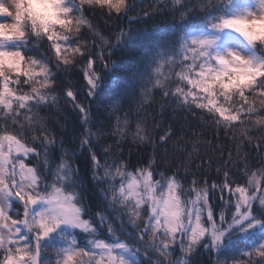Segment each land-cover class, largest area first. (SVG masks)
I'll use <instances>...</instances> for the list:
<instances>
[{
    "label": "snow or ice",
    "instance_id": "obj_1",
    "mask_svg": "<svg viewBox=\"0 0 264 264\" xmlns=\"http://www.w3.org/2000/svg\"><path fill=\"white\" fill-rule=\"evenodd\" d=\"M157 16L167 19L149 23ZM129 45L142 51L98 122L91 104ZM157 94L161 117H198L201 135L164 129L147 112ZM62 104L81 129L71 142L52 119ZM129 137L151 148L135 164L122 151ZM205 254L264 264V0H0V264H202Z\"/></svg>",
    "mask_w": 264,
    "mask_h": 264
},
{
    "label": "trees",
    "instance_id": "obj_2",
    "mask_svg": "<svg viewBox=\"0 0 264 264\" xmlns=\"http://www.w3.org/2000/svg\"><path fill=\"white\" fill-rule=\"evenodd\" d=\"M106 19V17H105ZM167 19L165 16H157L155 20L150 21L149 23H163ZM97 20L101 26V28H104V19H101L99 15L97 16ZM123 26L127 28L128 22L127 19H125L123 22ZM117 22L110 21L108 24L109 28H114L115 30H119L116 26ZM139 27L143 30L144 25L141 24ZM142 49L136 46H126L122 47L120 49H117L115 53L111 56V60L109 63H112L113 66L109 70L105 81L101 83V95L99 97L98 101H93L91 104L92 108V115L93 118L96 119L98 122H104L106 120V117L108 115L105 105L108 102V96L111 94V92L114 90V81L118 82L121 81L125 76L129 75L131 70L135 67L134 61L135 58H137ZM101 67H103L101 65ZM81 84H83V81L81 80ZM86 92L87 90L84 89ZM81 99H83V95H81ZM86 104L88 103L87 100L84 101ZM164 103V101L161 100V97L159 94L155 96V103L151 104L150 107L147 108L148 113H152L156 120L161 121L162 126L164 129H167L168 126L171 124L176 129V135L178 136L180 134V127L181 125L186 124V132L187 136L185 139H188L189 136L192 135L193 132H196L198 136L201 135V125L199 123L198 117L193 118L191 114H186L184 112L177 111L176 115L173 116L172 109H168L167 112L163 117L159 115L161 104ZM63 111L54 113L53 114V122L56 120L57 115H59V119L61 122H67V132L64 133L66 139L71 142L74 135H79L81 129L79 128V125L77 123V117L76 114L72 111L71 105L64 106L62 104ZM144 113H141L143 115ZM152 119L149 117V125H151ZM53 125H50V127ZM135 125H133L134 127ZM95 130V129H94ZM216 133L213 129H209L203 132L202 139H212L215 137ZM221 140L224 139L223 133L220 134ZM176 137H173L172 141H169L168 148L169 152L171 153L172 146L175 142ZM156 140L159 141V136H156ZM79 142L77 141V144ZM191 147V144L189 143V148ZM255 145H253V148ZM122 151L124 153L125 158L131 159L133 164H135L136 160L141 158L142 156H146V154L151 153V148L147 147L145 148L142 145L134 144L132 143L131 137L128 138V140L124 143L122 147ZM163 152V149H161V153ZM233 156L236 155V149L232 148ZM225 156H227V152H225ZM78 167L81 171V178L85 180V187L83 188L82 192L85 197L88 198L89 203L94 207V201L97 197V189L93 186L91 183V174L88 172L87 168L85 167L83 163V157H79L77 160V163L75 165ZM259 167V165H257ZM213 168V172H214ZM193 171H195V166H193ZM189 180H191V177H189ZM212 181L209 180V184H211ZM202 264H209L208 257L205 254L202 258Z\"/></svg>",
    "mask_w": 264,
    "mask_h": 264
},
{
    "label": "clouds",
    "instance_id": "obj_3",
    "mask_svg": "<svg viewBox=\"0 0 264 264\" xmlns=\"http://www.w3.org/2000/svg\"><path fill=\"white\" fill-rule=\"evenodd\" d=\"M4 2H5L6 4H8L9 6H11V0H4Z\"/></svg>",
    "mask_w": 264,
    "mask_h": 264
},
{
    "label": "rangeland",
    "instance_id": "obj_4",
    "mask_svg": "<svg viewBox=\"0 0 264 264\" xmlns=\"http://www.w3.org/2000/svg\"><path fill=\"white\" fill-rule=\"evenodd\" d=\"M235 35H237V36H238V34H235ZM238 38L242 40V38H240V37H238Z\"/></svg>",
    "mask_w": 264,
    "mask_h": 264
}]
</instances>
